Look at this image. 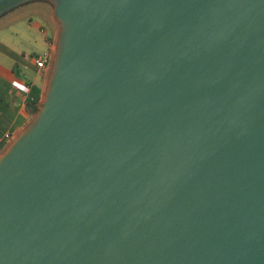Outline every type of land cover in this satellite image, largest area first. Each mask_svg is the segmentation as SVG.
Wrapping results in <instances>:
<instances>
[{
  "label": "water",
  "instance_id": "1",
  "mask_svg": "<svg viewBox=\"0 0 264 264\" xmlns=\"http://www.w3.org/2000/svg\"><path fill=\"white\" fill-rule=\"evenodd\" d=\"M51 1L0 264H264V0Z\"/></svg>",
  "mask_w": 264,
  "mask_h": 264
},
{
  "label": "crops",
  "instance_id": "2",
  "mask_svg": "<svg viewBox=\"0 0 264 264\" xmlns=\"http://www.w3.org/2000/svg\"><path fill=\"white\" fill-rule=\"evenodd\" d=\"M44 1L48 7L34 5L31 9L37 20L27 16V21L31 29L39 32L34 40L43 49V55H49L46 67L36 66L35 58L41 55L29 60L24 52L17 54L0 42V55L11 59L8 64L0 60V153L34 121L38 107L45 99L49 80L47 70L53 67L61 26L55 18L54 3ZM22 60L26 61L23 62L25 67L35 71L34 78L23 77L20 69Z\"/></svg>",
  "mask_w": 264,
  "mask_h": 264
},
{
  "label": "rangeland",
  "instance_id": "3",
  "mask_svg": "<svg viewBox=\"0 0 264 264\" xmlns=\"http://www.w3.org/2000/svg\"><path fill=\"white\" fill-rule=\"evenodd\" d=\"M6 5H9L10 10L7 12L2 11V7ZM34 5L48 7L44 0H4L0 4V42L17 54L24 52L29 60L38 55H43V49L34 40L39 36V32L31 29L27 21V16H30L31 20H37L36 15L31 11ZM0 60L4 64L11 61L4 54L0 55ZM24 61L22 60V63H20L23 77L34 78L35 71L27 66L25 67ZM50 74L51 70H47V78L50 77ZM4 152L2 151L0 154Z\"/></svg>",
  "mask_w": 264,
  "mask_h": 264
},
{
  "label": "built area",
  "instance_id": "4",
  "mask_svg": "<svg viewBox=\"0 0 264 264\" xmlns=\"http://www.w3.org/2000/svg\"><path fill=\"white\" fill-rule=\"evenodd\" d=\"M48 60H49L48 54H44L43 56H38L35 58L36 66L39 68H44V67H46V65L48 63Z\"/></svg>",
  "mask_w": 264,
  "mask_h": 264
}]
</instances>
